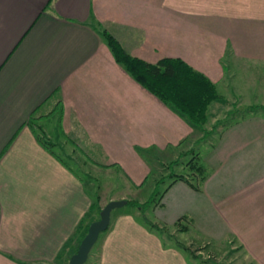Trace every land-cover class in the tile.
Wrapping results in <instances>:
<instances>
[{
	"label": "crops",
	"instance_id": "crops-1",
	"mask_svg": "<svg viewBox=\"0 0 264 264\" xmlns=\"http://www.w3.org/2000/svg\"><path fill=\"white\" fill-rule=\"evenodd\" d=\"M98 29L131 56L148 63L180 58L216 86L225 63L247 69L264 64V0H0V264H65L90 207L81 176L65 155L54 156L37 140L31 118L47 121L39 126L42 139H55L58 148L64 140L88 161L109 167L118 166L115 156L129 140L150 146L151 140H139L162 139L164 150L194 129L136 82ZM244 139L248 145L257 140ZM256 175L250 172L248 184L233 186L218 178L217 200L224 191L247 188L249 206L264 217V195L257 201L264 186L257 187ZM183 215L188 213L178 218ZM124 220L112 221L91 264H115L111 255L117 264H129L122 256L123 232L145 237L146 231ZM154 243L150 259L163 253L166 264H176ZM137 260L132 264H149L141 255Z\"/></svg>",
	"mask_w": 264,
	"mask_h": 264
},
{
	"label": "rangeland",
	"instance_id": "rangeland-1",
	"mask_svg": "<svg viewBox=\"0 0 264 264\" xmlns=\"http://www.w3.org/2000/svg\"><path fill=\"white\" fill-rule=\"evenodd\" d=\"M181 50L188 52V47L176 49L177 52ZM229 59L232 60V57ZM223 70L222 79L215 80L220 100L209 106L205 134L198 128H194L189 136L185 131L188 139L171 148L164 147V150L162 139H131L145 143L151 140L154 144L149 143L150 146H146L148 143L131 146L127 139L124 151L115 156L119 162L116 167H109L111 164L108 166L107 163L100 165L98 159L88 161L64 140V147L58 148L55 144L52 147L55 152L65 155L64 160L81 176L90 196V205L97 200L98 206L103 209L111 200L121 199L143 204L159 190L146 210L125 205L112 211L110 226L112 221L122 216L126 218V225L132 222L146 231L145 237H137L127 231L124 234L119 232L123 234L122 256L129 264L138 262V255L144 263L166 264L168 256L163 253H160L159 259H156L158 253H155L156 261L153 257L149 258L156 250L154 242L160 243L161 252L170 251L176 264H261L259 261H264L261 254L264 252V217L249 206V189L224 191L217 200L216 188L218 178L230 186L248 184V175L253 171L260 177L257 187L264 186V64H252L247 69L246 65L236 66L230 62L225 63ZM165 122L173 128L172 121ZM33 123L40 136V123L47 124V121ZM164 126L162 121V129ZM227 136L233 137L226 139ZM235 136L243 139H235ZM246 137H255L256 143H242ZM45 140L55 142V139ZM225 141L228 149L222 150ZM226 150H229L228 154ZM174 161L178 164L171 166ZM195 166L203 170H196ZM185 179L193 185L191 188L204 194L195 195L194 191L187 189L180 182H185ZM263 195V192L257 193V201ZM160 206L163 207L159 209ZM144 210L149 221L155 224L154 228L144 221ZM186 212L188 215L178 218ZM93 216L95 220L99 218L97 213ZM107 231L100 235L90 252L94 261ZM250 249L259 252L262 257L259 254L256 257ZM173 251H176L175 255ZM90 255L85 264H91ZM111 259L117 264L112 255ZM68 261L67 257L65 264Z\"/></svg>",
	"mask_w": 264,
	"mask_h": 264
},
{
	"label": "trees",
	"instance_id": "trees-1",
	"mask_svg": "<svg viewBox=\"0 0 264 264\" xmlns=\"http://www.w3.org/2000/svg\"><path fill=\"white\" fill-rule=\"evenodd\" d=\"M97 31L107 43L115 60L126 69L136 82L160 99L174 112L183 117L192 127L200 129L204 134L206 133L204 124L208 120L209 106L213 102L220 100L216 85L207 76L197 71L180 58H163L156 63H148L127 53L119 42L106 30L98 29ZM33 120L34 118H31L29 123L34 124ZM37 140L50 153L56 156L52 148L54 146L53 143L42 139L41 136H38ZM174 164H178V162H172L171 166ZM195 169L199 171L203 170L200 166H195ZM160 181L162 182L163 178ZM184 181L189 186L193 187L187 179ZM158 193L159 190H156L152 198L143 204L137 201L127 200V205L145 208L146 210L151 206L154 197ZM96 201L90 205V208L78 224L76 230L78 236L75 239L76 245L72 253L68 256L69 259L77 251L79 244L88 232L90 224L95 221L93 214L97 213L100 217L102 208L98 206L99 204ZM145 210L142 213L144 221L154 228L155 224L149 221L145 215ZM71 242L70 240L66 243L64 251L69 247ZM58 258H61V255H59Z\"/></svg>",
	"mask_w": 264,
	"mask_h": 264
},
{
	"label": "water",
	"instance_id": "water-1",
	"mask_svg": "<svg viewBox=\"0 0 264 264\" xmlns=\"http://www.w3.org/2000/svg\"><path fill=\"white\" fill-rule=\"evenodd\" d=\"M125 205H127L125 199L111 200L107 203L101 210L99 219L90 224L87 234L79 244L77 251L71 256L69 264H85L87 262L90 252L100 235L110 227L112 211Z\"/></svg>",
	"mask_w": 264,
	"mask_h": 264
}]
</instances>
